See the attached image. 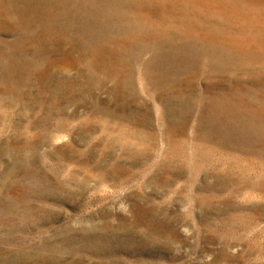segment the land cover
I'll use <instances>...</instances> for the list:
<instances>
[{
  "label": "rangeland",
  "instance_id": "obj_1",
  "mask_svg": "<svg viewBox=\"0 0 264 264\" xmlns=\"http://www.w3.org/2000/svg\"><path fill=\"white\" fill-rule=\"evenodd\" d=\"M0 264H264V0H0Z\"/></svg>",
  "mask_w": 264,
  "mask_h": 264
}]
</instances>
